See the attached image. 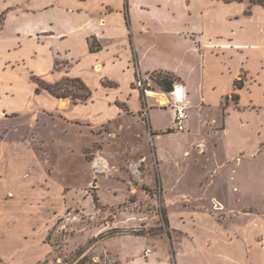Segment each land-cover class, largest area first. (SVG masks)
<instances>
[{
  "label": "rangeland",
  "instance_id": "374dc122",
  "mask_svg": "<svg viewBox=\"0 0 264 264\" xmlns=\"http://www.w3.org/2000/svg\"><path fill=\"white\" fill-rule=\"evenodd\" d=\"M66 1L96 14L103 2L122 5ZM147 1L161 8L160 0ZM27 9V0H0L2 258L14 264H239L241 252L246 263L264 264V188L256 185L245 199L222 146L208 144L207 132L216 124L208 126L193 108L188 128L173 130L172 105L148 93L171 97L159 84L169 73L136 74L129 85L124 59L114 65L87 53L80 28L59 36L33 32L36 15L44 12ZM110 19V31L121 38L114 46H122L123 17ZM81 21L79 13L71 18L72 24ZM251 60L260 68L264 51ZM75 78L90 88L87 102L36 91L37 79H71L62 92L74 94ZM255 85L262 98L264 80ZM132 89L148 96L145 107L134 95L130 99ZM65 99L67 108L60 102ZM217 110L210 117L220 116ZM250 169L260 173L264 159L258 171ZM253 247L256 258L249 253Z\"/></svg>",
  "mask_w": 264,
  "mask_h": 264
},
{
  "label": "crops",
  "instance_id": "0c3cea01",
  "mask_svg": "<svg viewBox=\"0 0 264 264\" xmlns=\"http://www.w3.org/2000/svg\"><path fill=\"white\" fill-rule=\"evenodd\" d=\"M32 1L27 0V10L44 12L36 15L33 32L52 30L59 36L80 28L87 53L114 65L124 59L129 85L136 74L166 71L176 75L187 92L188 110L193 108L208 126L216 124L207 132L208 144L222 146L225 164L235 171L234 178L245 199L256 185L262 192L264 170L259 169L264 159V95L258 96L255 83L264 80V60L257 69L249 60L252 53L261 56L264 51V5L250 0H160L161 8L152 9L147 0H122L120 7L115 2H103L96 14L68 5V1L63 5V0H41L38 7L30 8ZM48 9L53 11L46 13ZM78 13L81 23L72 24V16ZM116 13L123 17L122 46H114L121 38L110 31V17ZM4 22L0 35L5 31ZM93 38L99 46L94 51L90 44ZM97 66L102 68L101 64ZM240 78L244 84L238 88L235 81ZM142 93L139 89L129 90L130 99L134 95L138 107L147 103L148 96L143 93L142 97ZM129 97L126 100L130 103ZM213 107L219 109L220 116L210 117ZM247 235L254 237L253 233ZM257 248L249 250L254 258ZM240 254L237 262L248 264ZM2 257L0 253V264H14ZM251 264L260 263L254 259Z\"/></svg>",
  "mask_w": 264,
  "mask_h": 264
},
{
  "label": "trees",
  "instance_id": "16d2710c",
  "mask_svg": "<svg viewBox=\"0 0 264 264\" xmlns=\"http://www.w3.org/2000/svg\"><path fill=\"white\" fill-rule=\"evenodd\" d=\"M250 1L253 3H259V4L264 5V0H250ZM0 20H1L0 21L1 22L0 23V31H1L3 28V22L5 20V13L1 14ZM92 41H94V42H92L91 50L94 51L95 49H97L99 47L96 48V46L93 45V43H95V41H96L95 38H93ZM168 73L169 74L162 75L160 77L159 84L161 85V87L164 91H167L168 93H170L171 91L174 90L175 84L179 82L178 81L179 78L170 72H168ZM67 80L69 81L71 79H63L62 81L51 84V83H47L41 79H37L39 86L36 89V91L39 92L43 88L58 98L73 95L74 98H76L82 102H87L91 98L92 92H91L90 88L80 78L74 79L78 83V88H79L78 92H76L74 94L73 93L70 94L69 91H66V90L64 92H62L63 85L65 84V81H67ZM243 84H244V82H243L242 78L237 79L235 81V85L238 88L242 87ZM142 96H143V93H142ZM144 105H145V103H144ZM161 214H162V222L165 224V227L166 226L168 227L170 225V223H169L168 215L165 212V209H162Z\"/></svg>",
  "mask_w": 264,
  "mask_h": 264
},
{
  "label": "built area",
  "instance_id": "2783aa9c",
  "mask_svg": "<svg viewBox=\"0 0 264 264\" xmlns=\"http://www.w3.org/2000/svg\"><path fill=\"white\" fill-rule=\"evenodd\" d=\"M169 94L171 96L169 97V102L163 105H172L174 110L173 130L185 131L190 121V113L187 105V92L184 85L176 83L174 90Z\"/></svg>",
  "mask_w": 264,
  "mask_h": 264
},
{
  "label": "bare ground",
  "instance_id": "6f19581e",
  "mask_svg": "<svg viewBox=\"0 0 264 264\" xmlns=\"http://www.w3.org/2000/svg\"><path fill=\"white\" fill-rule=\"evenodd\" d=\"M102 68L100 66L96 67V71H101ZM149 95L156 98L157 101H159L162 104H166L169 102V96L166 93H159V92H154V91H148ZM61 105L65 108L69 106V101L67 99L60 101Z\"/></svg>",
  "mask_w": 264,
  "mask_h": 264
}]
</instances>
